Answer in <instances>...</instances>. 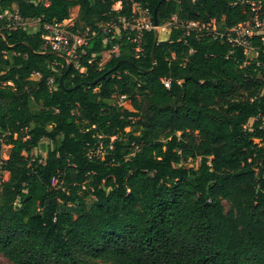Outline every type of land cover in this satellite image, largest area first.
I'll return each instance as SVG.
<instances>
[{
  "label": "trees",
  "instance_id": "1",
  "mask_svg": "<svg viewBox=\"0 0 264 264\" xmlns=\"http://www.w3.org/2000/svg\"><path fill=\"white\" fill-rule=\"evenodd\" d=\"M134 1L152 15L158 6L159 24L176 15L223 31L252 16L253 0H0V254L11 264H264L261 36L255 58L182 26L142 30V51L136 29L105 43L100 25L130 19ZM74 7L73 28L97 34L69 65L44 25ZM43 139L51 145L34 157Z\"/></svg>",
  "mask_w": 264,
  "mask_h": 264
},
{
  "label": "built area",
  "instance_id": "2",
  "mask_svg": "<svg viewBox=\"0 0 264 264\" xmlns=\"http://www.w3.org/2000/svg\"><path fill=\"white\" fill-rule=\"evenodd\" d=\"M247 4L250 5L252 16L244 22L223 31L217 30L216 26L214 28H211L210 24L201 25L194 21L184 23L182 21H179L176 15H173V17L170 20L165 21L164 24H156L153 21V15L150 12L149 8L143 6L140 2L137 1H134L133 3L132 15L130 19L119 17L118 22L113 21L107 25L101 24L100 27L105 34L107 32H111L112 34L110 37L106 35V37L104 38L105 43L109 40V38H118L121 32V27L124 29H136L139 33L138 36L132 41L137 43V46H135V49L137 51H142V45L140 43V35H142V30L154 29L160 31L162 29H166L167 32H169L173 26H182L188 33L191 30H198V33L201 31L199 33V36H210L213 39L221 38L230 42L233 46H244L246 54H249L252 51L258 54V50L253 45L252 39L256 36H261L262 44L264 45V19L260 18V12L262 10L263 4L261 0H253L247 2ZM114 8L116 9L117 7L114 6ZM7 12L11 11H5V14L1 16L5 15L8 20L16 22V24H18L19 26H25L23 24L26 20L21 19L17 11H14L13 17H9ZM65 20L46 23L44 25V28L46 30L44 38L46 39L47 44H50L52 46L53 50L63 51L65 56H70L72 54V51L74 50L76 57L75 63L77 64L76 59L78 48L83 45H87L89 40L91 39V34L96 35L97 32L91 31L89 27L84 30L74 29L73 26L75 23H64ZM110 50L114 51L115 53L117 50H119V44H114Z\"/></svg>",
  "mask_w": 264,
  "mask_h": 264
},
{
  "label": "rangeland",
  "instance_id": "3",
  "mask_svg": "<svg viewBox=\"0 0 264 264\" xmlns=\"http://www.w3.org/2000/svg\"><path fill=\"white\" fill-rule=\"evenodd\" d=\"M78 12H79L78 7H74L72 9V11H71L70 18L67 19V20H65L64 23H68L69 22L68 24H74L77 21ZM7 14L9 15V17H13L14 16V11L7 12ZM162 24H164V22ZM23 25H25L28 28L35 29V30H38L39 29V22L37 20H26ZM210 26H211V28H214L215 27V22L214 21L211 22L210 23ZM160 33L161 34H166L168 32H167L166 29L165 30L162 29V30H160ZM117 51L115 52V54H118L119 53V50H117ZM113 53H114V51H112V50L104 51L103 52V55H104L105 60L106 59H109ZM250 56H251V58L252 57L255 58L257 56V54L256 53H253V54H250ZM65 57H66V60H67V62H68L69 65H71L73 62H75V58L76 57H75L74 50L72 51V54L70 56H65ZM32 78L38 79L39 78V75L36 74ZM121 98H122L121 96H116V100L117 101H120ZM252 122L253 121L251 120L248 123L249 126L252 124ZM49 145H51V141L48 140V139H43L41 141L40 145L38 147H36V148L33 149V155H34V157H37L39 155L45 156L46 155V149H47V147ZM10 151H11V145L3 144L2 145V159H7L9 157V155H10ZM191 164H193V163H191ZM2 176H3V179L4 180H7L9 178V173L6 172V171H4ZM226 207H228L227 204H226ZM0 264H11V262L4 255L0 254Z\"/></svg>",
  "mask_w": 264,
  "mask_h": 264
},
{
  "label": "water",
  "instance_id": "4",
  "mask_svg": "<svg viewBox=\"0 0 264 264\" xmlns=\"http://www.w3.org/2000/svg\"><path fill=\"white\" fill-rule=\"evenodd\" d=\"M160 3H161V2H160ZM160 3H159V4H160ZM157 9H158V6H157V8L155 9V11H154V15H153L156 24H158ZM156 34H157V35L159 34V31H158V30H156Z\"/></svg>",
  "mask_w": 264,
  "mask_h": 264
},
{
  "label": "crops",
  "instance_id": "5",
  "mask_svg": "<svg viewBox=\"0 0 264 264\" xmlns=\"http://www.w3.org/2000/svg\"><path fill=\"white\" fill-rule=\"evenodd\" d=\"M78 9H79V7H78Z\"/></svg>",
  "mask_w": 264,
  "mask_h": 264
}]
</instances>
